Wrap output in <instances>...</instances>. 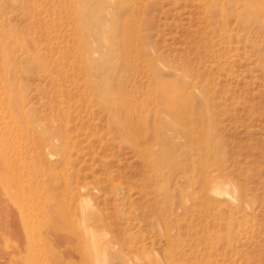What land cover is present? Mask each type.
<instances>
[{
    "label": "rangeland",
    "instance_id": "rangeland-1",
    "mask_svg": "<svg viewBox=\"0 0 264 264\" xmlns=\"http://www.w3.org/2000/svg\"><path fill=\"white\" fill-rule=\"evenodd\" d=\"M209 2L0 0V264H264V0Z\"/></svg>",
    "mask_w": 264,
    "mask_h": 264
},
{
    "label": "bare ground",
    "instance_id": "bare-ground-1",
    "mask_svg": "<svg viewBox=\"0 0 264 264\" xmlns=\"http://www.w3.org/2000/svg\"><path fill=\"white\" fill-rule=\"evenodd\" d=\"M209 3H210L209 9L213 10V12H215L214 8H216V10L220 11V13H217V14L215 12V17L216 16L218 17L219 15H224L225 14L226 10H224V5L221 4V0H210ZM247 3L249 4V6H251V7L253 6V2L252 3L247 2ZM254 8H255V5H254ZM256 10H258V9H256ZM128 22H130V21H128ZM211 156L212 155H210V157ZM178 165L182 168V165L180 163H178ZM203 166H206V165H203ZM203 166H201V167H203ZM190 167H191V171L194 172V171H196L197 165H196L195 162H193ZM188 168L184 167L182 169L188 170ZM200 171H201L202 176L200 178L201 179V182H200L201 185H200L199 188L202 190V195L201 196L204 199V204H206L207 206H210V207L211 206H215V207L216 206H218V207L220 206V207H222V211H226V210H224L226 207H229V206L234 207V206L231 205V203H230V205L227 204V202L231 201V199H229L230 197L234 198V195L232 196L230 194H232L234 191L236 192L235 188L232 187L230 182L227 181L225 178H223L221 176L220 172H218L216 174L215 173L216 171L215 170L213 171L209 167H203ZM236 196H238V195H236ZM236 198L237 197H235V199ZM235 202H236V200H235ZM244 202H245V200H244ZM229 212H231V215L233 213L236 215V211H233L232 208L230 209ZM121 251H122V249H121ZM119 259H120L119 258V254L117 255V251H115V264H118V263L124 261L122 258L120 260ZM127 263H128V261H127Z\"/></svg>",
    "mask_w": 264,
    "mask_h": 264
}]
</instances>
